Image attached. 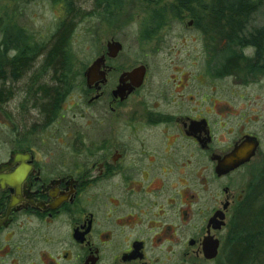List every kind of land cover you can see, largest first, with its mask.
Segmentation results:
<instances>
[{
  "label": "flooded vegetation",
  "instance_id": "obj_1",
  "mask_svg": "<svg viewBox=\"0 0 264 264\" xmlns=\"http://www.w3.org/2000/svg\"><path fill=\"white\" fill-rule=\"evenodd\" d=\"M159 12L146 14L143 42L170 41L163 28L181 17ZM112 41L95 78L98 57L79 72L66 64L59 79L36 61L0 83V264L212 262L206 243L218 241L220 255L264 171V98L227 82L256 83L264 64H118ZM138 67L134 86L127 74ZM43 83L58 97L50 112Z\"/></svg>",
  "mask_w": 264,
  "mask_h": 264
},
{
  "label": "rangeland",
  "instance_id": "obj_2",
  "mask_svg": "<svg viewBox=\"0 0 264 264\" xmlns=\"http://www.w3.org/2000/svg\"><path fill=\"white\" fill-rule=\"evenodd\" d=\"M77 1L81 10L85 11L83 18H78L77 23L69 25L70 28H74L72 50L75 63L72 65L77 72L99 56L103 49L102 41L111 37H115L124 45V51L117 58L118 64H140L151 60L161 62L182 60L185 64H196L195 62L199 61V64H205L206 60H223L230 42L234 39L235 26L232 23V14L215 12L211 7L223 6L220 0H199L197 7L196 4L193 5V11L187 7L182 8L178 0H125L122 16L111 24L86 15L91 10L92 1L91 4L90 0ZM159 9L169 13L167 17L171 21L173 17L181 19L178 18L180 20H174L172 24L163 28L162 34L167 33L166 39L170 41L163 45L156 44V41L152 44L143 42L146 14ZM62 12V7L50 0H0V17L3 15L6 18L11 17L13 21L8 24L10 26L18 24L38 44L49 42L59 22L63 21ZM263 14L259 11L251 15L249 31L264 24ZM192 17H196L197 21L190 26ZM232 32L233 36H230ZM9 33L11 34V30ZM158 48L161 51H157ZM207 48L210 49L209 56L205 59L208 54ZM243 54L245 60L231 58L230 63L247 64V58L254 57L255 50L248 47ZM41 63L42 58L37 60V64ZM236 71L242 72L241 69ZM239 76L242 78L243 73ZM227 82L231 84L234 93H253L264 98V79L249 86L241 85L239 79L235 84ZM224 91L229 92L230 89L226 88ZM226 248L225 241L220 256L206 264H222Z\"/></svg>",
  "mask_w": 264,
  "mask_h": 264
},
{
  "label": "trees",
  "instance_id": "obj_3",
  "mask_svg": "<svg viewBox=\"0 0 264 264\" xmlns=\"http://www.w3.org/2000/svg\"><path fill=\"white\" fill-rule=\"evenodd\" d=\"M50 1L62 7L63 21L58 24L48 43L38 44L18 24L10 26L13 21L11 17H0V64H14L5 72H0V83L6 82L8 78L13 80L21 77L22 66L33 64L41 58V64H47L45 68L58 79L66 64L75 63L72 50L74 28L69 25L77 23L78 18H83L85 11L81 10L77 0ZM178 1L182 8L187 7L193 11V5L199 0ZM125 3V0H90L91 10L86 15L99 20L108 19L110 14L123 10ZM220 4L223 6L211 7L215 12L231 13L235 26L234 39L230 42L223 61L227 62L231 58L245 60L243 51L251 47L255 54L254 57L247 58L246 63L264 64V24L248 30L251 15L259 11L264 13V0H220ZM152 12L160 13L159 10ZM230 36H233V32ZM53 82L56 83V80ZM42 93V108L50 112L56 107L58 99L53 83H43ZM226 245L222 264H264V171L259 175L246 205L236 213Z\"/></svg>",
  "mask_w": 264,
  "mask_h": 264
},
{
  "label": "water",
  "instance_id": "obj_4",
  "mask_svg": "<svg viewBox=\"0 0 264 264\" xmlns=\"http://www.w3.org/2000/svg\"><path fill=\"white\" fill-rule=\"evenodd\" d=\"M123 50V45L119 41H112L108 44V57L110 58H116L120 52ZM106 60L105 56L98 57L94 62L90 69V75L95 78L98 73V69L101 64H103ZM128 77L131 80V83L134 86H139L142 84L143 79L145 77V69L142 67L135 68L132 72L127 74ZM252 155H254V152L252 154H248L247 158L244 160L241 159V154H235V161L231 160V163L233 166H229V163H225L219 167V170L221 171H227L230 169V167L234 168L238 165L242 164L244 161H248ZM205 248V256L208 260H212L218 257L219 254V247L220 243L218 241L212 242L208 241L206 243Z\"/></svg>",
  "mask_w": 264,
  "mask_h": 264
}]
</instances>
